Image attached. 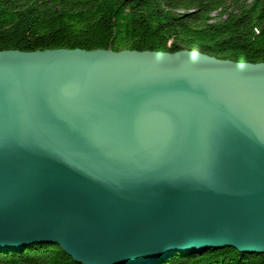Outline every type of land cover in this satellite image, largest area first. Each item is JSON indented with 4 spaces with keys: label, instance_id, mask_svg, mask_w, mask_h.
Segmentation results:
<instances>
[{
    "label": "water",
    "instance_id": "water-1",
    "mask_svg": "<svg viewBox=\"0 0 264 264\" xmlns=\"http://www.w3.org/2000/svg\"><path fill=\"white\" fill-rule=\"evenodd\" d=\"M81 264L264 253V61L0 50V249Z\"/></svg>",
    "mask_w": 264,
    "mask_h": 264
},
{
    "label": "trees",
    "instance_id": "trees-1",
    "mask_svg": "<svg viewBox=\"0 0 264 264\" xmlns=\"http://www.w3.org/2000/svg\"><path fill=\"white\" fill-rule=\"evenodd\" d=\"M197 49L264 61V0H0V50ZM0 264H81L58 245L0 249ZM157 264H264L232 246L174 252Z\"/></svg>",
    "mask_w": 264,
    "mask_h": 264
}]
</instances>
